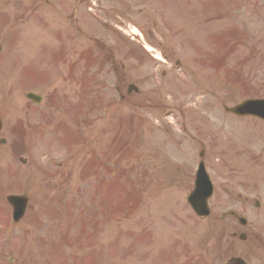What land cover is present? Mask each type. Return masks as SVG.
Here are the masks:
<instances>
[{
  "label": "rangeland",
  "instance_id": "obj_1",
  "mask_svg": "<svg viewBox=\"0 0 264 264\" xmlns=\"http://www.w3.org/2000/svg\"><path fill=\"white\" fill-rule=\"evenodd\" d=\"M90 1L0 0V264H260L258 246L230 237L239 224L217 219L237 209L264 236V122L225 111L264 97V0ZM83 32L115 46L122 94H138L120 100L109 65L87 74L98 93L78 82L95 45ZM39 48L59 61L34 60ZM30 63L40 81L15 84ZM199 140L215 186L206 219L186 201ZM10 193L30 199L17 223Z\"/></svg>",
  "mask_w": 264,
  "mask_h": 264
},
{
  "label": "water",
  "instance_id": "obj_2",
  "mask_svg": "<svg viewBox=\"0 0 264 264\" xmlns=\"http://www.w3.org/2000/svg\"><path fill=\"white\" fill-rule=\"evenodd\" d=\"M232 112L238 115H256L264 119V99L249 100L231 109ZM212 188L208 178L205 175L203 166H200L197 174L196 189L189 197V201L196 210V212L203 216L209 213L206 200L211 195ZM15 203H22L15 206L16 218L21 217L24 213L26 200L24 198H9Z\"/></svg>",
  "mask_w": 264,
  "mask_h": 264
},
{
  "label": "flooded vegetation",
  "instance_id": "obj_3",
  "mask_svg": "<svg viewBox=\"0 0 264 264\" xmlns=\"http://www.w3.org/2000/svg\"><path fill=\"white\" fill-rule=\"evenodd\" d=\"M260 241H261V249H262V227L260 231ZM261 264H262V251H261V258H260Z\"/></svg>",
  "mask_w": 264,
  "mask_h": 264
}]
</instances>
